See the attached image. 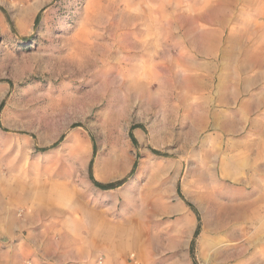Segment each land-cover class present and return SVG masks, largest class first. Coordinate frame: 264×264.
Wrapping results in <instances>:
<instances>
[{"label":"rangeland","instance_id":"obj_1","mask_svg":"<svg viewBox=\"0 0 264 264\" xmlns=\"http://www.w3.org/2000/svg\"><path fill=\"white\" fill-rule=\"evenodd\" d=\"M211 1L0 0V259L32 258L28 232L4 222L40 193L136 221L135 264H264V234L229 225V183L212 166L246 121L207 102L220 67L261 63L264 41L243 37L249 24L229 39L202 22ZM91 163L102 184L136 169L104 191Z\"/></svg>","mask_w":264,"mask_h":264},{"label":"crops","instance_id":"obj_2","mask_svg":"<svg viewBox=\"0 0 264 264\" xmlns=\"http://www.w3.org/2000/svg\"><path fill=\"white\" fill-rule=\"evenodd\" d=\"M201 7L209 9L198 16L202 22L215 24L218 29L228 25L229 39L236 38V30L232 32L231 25L249 24L251 31H244L243 37L264 41V0H212ZM261 54L264 55V45ZM219 71L218 85L212 89L207 102L227 107L230 117L246 121V128L235 130L231 135V159L216 161L214 154L212 166L218 164L222 178L229 183V225L237 230L250 226L253 238L262 239L264 61L228 64ZM18 203L25 206L27 213L17 220L10 213L4 222L5 230L9 235L27 231L33 256L31 259L9 256L0 259V264H101L99 258H103L102 264H135L127 256L131 247L138 244L131 232L136 221L132 220L131 229L126 230L117 214L109 219L102 205L99 210L89 209L75 194L67 200L66 207L52 195L45 197L40 193H29L25 199L19 198ZM1 207L4 208L0 204V210Z\"/></svg>","mask_w":264,"mask_h":264},{"label":"trees","instance_id":"obj_3","mask_svg":"<svg viewBox=\"0 0 264 264\" xmlns=\"http://www.w3.org/2000/svg\"><path fill=\"white\" fill-rule=\"evenodd\" d=\"M41 13L37 16L36 18V21H35V26L38 25L39 21H40V16ZM2 107H3V104H1L0 106V112L2 110ZM62 142V140H59L58 142H56L55 144H53L51 147L49 148H45L43 149L44 151H47L49 149H53V148H56L60 143ZM90 179L92 180V182L98 187L100 188L101 190H104V191H107V190H113V189H116L120 186H122L124 183L127 182V180L135 173V169H136V164L134 165V168L133 170L131 171V173L123 180H120L116 183H111V184H102V183H99L97 182L93 175H92V163L90 164ZM200 231H201V222H200V219H198V225H197V229L195 231V234H194V238L192 240V243H191V247H190V254L194 260V251H195V243H196V239L198 237V235L200 234Z\"/></svg>","mask_w":264,"mask_h":264},{"label":"built area","instance_id":"obj_4","mask_svg":"<svg viewBox=\"0 0 264 264\" xmlns=\"http://www.w3.org/2000/svg\"><path fill=\"white\" fill-rule=\"evenodd\" d=\"M100 263L102 264V260H100Z\"/></svg>","mask_w":264,"mask_h":264}]
</instances>
